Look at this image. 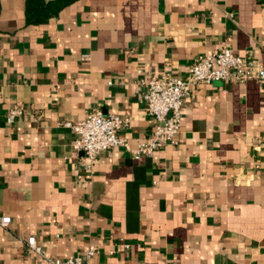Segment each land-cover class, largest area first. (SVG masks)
Masks as SVG:
<instances>
[{
	"label": "crops",
	"instance_id": "0c3cea01",
	"mask_svg": "<svg viewBox=\"0 0 264 264\" xmlns=\"http://www.w3.org/2000/svg\"><path fill=\"white\" fill-rule=\"evenodd\" d=\"M24 8L0 0V264H42L32 236L53 258L94 244L92 264H264V80L193 86L177 144L133 156L146 79L223 44L264 70V0H78L41 25ZM93 109L130 124L89 166L59 123Z\"/></svg>",
	"mask_w": 264,
	"mask_h": 264
},
{
	"label": "built area",
	"instance_id": "2783aa9c",
	"mask_svg": "<svg viewBox=\"0 0 264 264\" xmlns=\"http://www.w3.org/2000/svg\"><path fill=\"white\" fill-rule=\"evenodd\" d=\"M249 80H264L262 66L254 59L234 54L226 44L213 53L198 55L184 79L169 73L146 79L143 100L154 125L151 134L134 148V158L141 154L151 155L166 144H177L176 135L181 124V109L193 86L207 85L213 81L243 83ZM23 112L22 107L14 106L6 115L7 122H13ZM59 124L70 128L77 135L73 148L84 153L89 166L95 163L104 151L118 146L128 149L126 140L118 132L129 127V119L115 113L93 109L80 121L74 123L65 121ZM9 219L1 218L0 225H5ZM27 245L44 257L42 264H92L91 260L97 253V246L91 244L81 255L53 258L43 254L41 246L35 242L33 236L27 238Z\"/></svg>",
	"mask_w": 264,
	"mask_h": 264
},
{
	"label": "trees",
	"instance_id": "16d2710c",
	"mask_svg": "<svg viewBox=\"0 0 264 264\" xmlns=\"http://www.w3.org/2000/svg\"><path fill=\"white\" fill-rule=\"evenodd\" d=\"M76 1L78 0H25V24H46L49 20L56 18L64 8Z\"/></svg>",
	"mask_w": 264,
	"mask_h": 264
}]
</instances>
